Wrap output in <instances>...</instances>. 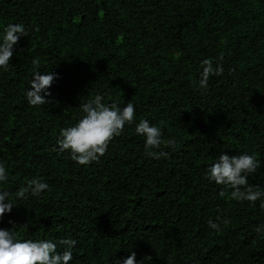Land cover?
<instances>
[{
  "label": "trees",
  "instance_id": "1",
  "mask_svg": "<svg viewBox=\"0 0 264 264\" xmlns=\"http://www.w3.org/2000/svg\"><path fill=\"white\" fill-rule=\"evenodd\" d=\"M9 23L27 35L0 70V190L16 204L0 228L58 251L75 239L69 264L132 252L139 264H264L261 200L237 201L204 178L219 155L246 152L259 161L248 182L264 191V0H0V32ZM218 59L222 72L200 90L202 61ZM34 71L58 76L49 105L26 102ZM96 94L131 101L134 122L81 166L52 148ZM142 119L176 139L162 145L167 158L144 152ZM32 179L48 189L17 199Z\"/></svg>",
  "mask_w": 264,
  "mask_h": 264
},
{
  "label": "clouds",
  "instance_id": "2",
  "mask_svg": "<svg viewBox=\"0 0 264 264\" xmlns=\"http://www.w3.org/2000/svg\"><path fill=\"white\" fill-rule=\"evenodd\" d=\"M23 35L27 33L18 23H9L0 32V70H8L10 59L14 54V46ZM32 64L34 67L39 66V62L35 59ZM222 70L219 59L216 62L202 61L197 82L199 89L207 90L209 77ZM56 79H58L57 74L51 71H34L25 91L27 104L38 107L52 103L48 99L51 96L49 89ZM79 109V119L71 126L60 129L52 151L68 152L73 162L86 166L98 161L105 154L110 141L121 134L125 125L134 122L135 106L131 101L124 106L115 102L108 103L101 94H96L79 104ZM135 133L143 138L144 152L155 159L167 158L168 153L163 150L162 145L172 149L177 144L174 137L165 140L161 129L146 119L136 123ZM258 166L259 161L252 154L244 152L230 156L223 153L206 168L204 178L210 183L231 190L230 197L237 201L254 203L261 200V206L264 207V191L248 182V176L255 173ZM7 181L8 171L4 164L0 163V186ZM48 187L46 182L32 179L28 181L27 186L20 187L15 195L17 199L27 198L26 194L38 198ZM220 195L224 196L225 191L222 190ZM15 205L11 194L7 190H0V219L6 213H10ZM223 223L226 225L228 221L225 219ZM208 227L214 232L221 230V224L212 220L208 221ZM256 233L264 234V225H258ZM75 244V239H62L59 241L62 249L58 251L57 244L50 239L21 240L17 238L13 229L0 228V264H69ZM114 264H139V262L132 252L126 258L114 259Z\"/></svg>",
  "mask_w": 264,
  "mask_h": 264
}]
</instances>
